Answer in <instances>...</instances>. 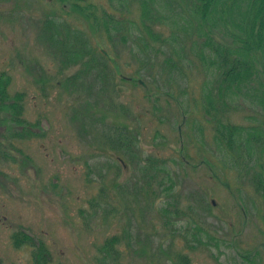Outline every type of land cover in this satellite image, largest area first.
I'll list each match as a JSON object with an SVG mask.
<instances>
[{
    "label": "rangeland",
    "instance_id": "obj_1",
    "mask_svg": "<svg viewBox=\"0 0 264 264\" xmlns=\"http://www.w3.org/2000/svg\"><path fill=\"white\" fill-rule=\"evenodd\" d=\"M224 1L0 0V264H101L113 236L107 264H264V61Z\"/></svg>",
    "mask_w": 264,
    "mask_h": 264
},
{
    "label": "trees",
    "instance_id": "obj_2",
    "mask_svg": "<svg viewBox=\"0 0 264 264\" xmlns=\"http://www.w3.org/2000/svg\"><path fill=\"white\" fill-rule=\"evenodd\" d=\"M210 1L211 0H197V3L203 7L204 5L209 3ZM222 1H224V0H222ZM226 1H228V2L232 1V3H233L234 1H237V0H225L224 2H226ZM244 1L245 0H239V2H244ZM250 5H251V7H250L251 17H250V24L248 26V32H247L248 33V44L245 47V50H243V52L242 51L237 52V55L240 56L241 60H242L245 57L247 52L248 53L251 52L250 48H253L254 52L255 51L259 52V54L262 56V59L264 61V0H252ZM242 53H244V54H242ZM234 59L237 60V58H234ZM249 64L247 62H244V63H241V62L240 63L239 62L232 63L231 62L230 65L231 66L234 65L233 67H235V68L230 70V75H229V78L227 79V82L230 84L231 80H232V82L234 81V79L232 77H230L231 75L238 76V78L242 77V76L247 77L248 73L253 68V67L250 68ZM231 66L228 65V68L230 67V69H231ZM236 72H238V73H236ZM3 82L4 81H0V98H1V100L4 101V108H3L2 112H5L9 116L13 117L15 122H20L18 119V116H20L19 115L20 109L17 107L15 102L13 103V105L9 104V101H14L15 99H11L8 97V95H6V87L7 86L5 87V83H3ZM231 84H233V83H231ZM237 88H238V84H237ZM218 100H219V102H218ZM217 103H219V105H218L219 110H220L219 116H221V114L224 112L221 110V108L223 109L227 105L222 102L221 97H219V96H218V98L213 99L211 102H208L207 112L209 113L211 111V108L213 106H216ZM262 106L264 107L263 102H262ZM226 128L227 127H224L222 129V131L217 130V132L220 133L218 138H220L221 142H222V143L221 142H219V143L222 146L225 145L224 147L227 148V146L235 145V142L233 141V139H235L236 142H238L239 140H242V145H241L242 147L239 148L241 150H240V152L237 150V152L240 154V157L246 156L247 154H249L251 152L250 144L254 143L252 139L256 137V132H249L250 134L249 133L239 134V135H242V138H238V135L236 137L233 135H230V134L226 135V132L229 131V130H226ZM110 136L111 137L106 138L107 142H111V139H114L115 142L116 141L120 142L121 145H123V151L122 152H124V153L129 152V144H128V140L126 138L117 137L115 134H112ZM248 139H249V141H248ZM236 148H237V146H236ZM227 151H228V149H227ZM131 152H129V153L135 154V152L133 150H131ZM219 152H224V151L220 149ZM228 152H227V154L230 153V152L229 153ZM260 173H261L262 181L264 183V170L263 171L260 170ZM165 178L166 177H163L162 181H160L158 183V188H160L158 194H156L155 189H154L155 186L153 184L156 180H154L150 177V181H147L148 183L145 184L147 192H148V188L153 187L152 195L154 198H160V197H162V194L167 196L171 192V190L173 188V183L171 180H167V181H169V183L167 185V183L165 182L166 181ZM170 183H171V185H169ZM259 185H261L260 181H259ZM134 191H136V194H137L138 193L137 191H140V188L136 187L134 189ZM171 196L172 195H170L168 197H171ZM262 196H263V194H262ZM262 196H261V198H262ZM117 243H119V239L117 237L113 236L111 238L106 239L104 241V243L100 246L99 251L102 254V256L100 258L101 264H107L108 262H112L114 260L116 261L118 259L119 250L116 248Z\"/></svg>",
    "mask_w": 264,
    "mask_h": 264
}]
</instances>
